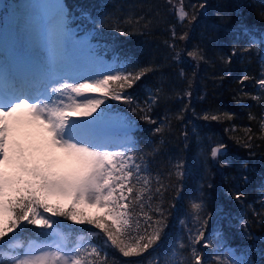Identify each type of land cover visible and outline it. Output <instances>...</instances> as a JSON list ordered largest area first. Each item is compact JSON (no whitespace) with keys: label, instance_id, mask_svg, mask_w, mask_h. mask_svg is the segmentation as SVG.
<instances>
[{"label":"snow or ice","instance_id":"6c2138e0","mask_svg":"<svg viewBox=\"0 0 264 264\" xmlns=\"http://www.w3.org/2000/svg\"><path fill=\"white\" fill-rule=\"evenodd\" d=\"M167 2L180 24L187 26L197 20L195 10L191 13L185 10L184 0L175 4L172 0ZM206 6L203 2L199 4L200 9ZM190 7L195 9L196 6ZM81 14L93 24L97 22L86 11ZM260 16L264 18V10ZM67 18L63 8L58 18H53L55 27L48 36L53 52L62 45L67 54L70 38L75 36L68 29ZM98 22L104 23L103 20ZM238 31L248 38L244 51L258 49L262 68L258 77L245 74L239 78V83L246 87L245 82L251 80L264 93V31L257 32L246 24L239 25ZM172 37L174 41H186L189 33L179 34L173 27ZM94 38L88 37L81 42L82 50L88 55L93 54L91 40ZM170 47L175 51L177 45L173 43ZM235 54L233 48L232 55ZM187 56L196 61L205 59L199 46L188 51ZM175 58H180L179 52ZM226 62H231V56ZM39 70L42 73L39 77L30 72L17 76L0 61V264H110L107 252L95 244L85 245L82 238L81 242L71 245L65 243L67 237L60 231L61 220L54 218L94 226L106 238L105 245L115 248L123 257H143L152 250L148 264H253L246 258V252L237 256L226 242V230L231 228L234 219L229 204L235 201L242 205L247 200L243 186L250 182L252 166L248 162H239L237 183L232 184L223 206L215 204L210 212L203 193L190 201L188 215L191 220L181 221L187 238L177 245L184 252H178L177 248L169 250L165 246L170 211L159 206L154 210L158 216L144 211L146 201L155 194L162 197L161 189L167 191L168 188L159 181V187H152V181L143 175L144 158L133 150L134 144L127 150H113L109 143L107 117L101 105L109 97L131 104L133 97L127 90L153 71L152 66H140L134 56L120 54L115 68L95 77L82 78L84 82L47 79L43 74L52 71L49 62L42 61ZM184 75L181 70L180 76ZM9 80L14 84L4 86ZM160 91L151 97L152 104L160 99ZM240 91L249 95L243 87ZM184 95L190 98L192 93L188 91ZM251 98L264 103L261 96ZM141 111L145 112L143 119L155 123L146 109ZM181 111H187V106ZM222 117L232 119L229 113L212 111H205L200 119L219 121ZM249 118L255 119L251 114ZM260 127L264 132V120ZM131 131L129 124L125 129L129 137ZM156 131L161 129L158 127ZM246 132L250 133L251 129ZM251 139L249 136L248 140ZM128 143L132 144L131 139ZM251 146L244 143V147ZM209 151L219 169L236 167L227 159V145L218 143ZM174 176L176 182L170 185L172 199L182 207L186 194L183 160L174 165ZM207 187L212 188V184ZM261 189L264 194V183ZM170 208H178V204L171 203ZM261 208L264 209V200H261ZM89 209H96V212L92 214ZM141 215L147 227L142 228ZM214 215L219 227L210 239L209 222ZM253 215L255 222L264 225V210L253 209ZM28 225L42 230L41 239L25 245L20 242V236ZM240 228L244 239L264 241V237H256L249 231L248 223H241ZM205 249L216 251L206 253Z\"/></svg>","mask_w":264,"mask_h":264},{"label":"trees","instance_id":"16d2710c","mask_svg":"<svg viewBox=\"0 0 264 264\" xmlns=\"http://www.w3.org/2000/svg\"><path fill=\"white\" fill-rule=\"evenodd\" d=\"M11 1L18 0H0L3 26L8 14L5 8ZM60 2L68 14V29L82 36L95 37L91 43L99 47L100 53L113 59H119L120 54H130L140 66L153 68L134 88L127 90V94L133 97L131 104L109 97L104 106L114 113L125 115L134 124L131 145L134 144L133 150L144 158L143 175L152 181L153 188L159 187V184L168 188L167 191L161 189L162 197L155 194L144 204V211L148 215L158 216L154 211L157 206L170 211L166 248H177L179 241L186 240L187 231L181 221L191 220L188 215L190 201L203 193L210 212L215 204L223 206L232 184L237 183L239 162L246 161L252 166L250 182L243 186L248 196L242 205L235 201L229 204L234 219L231 228L226 230V242L237 256L246 252V258L251 259L253 264H264V241L244 239L240 228L241 223L246 222L254 236L264 237V225L255 222L253 215V209L264 210L261 208V200H264L261 189L264 183V132L260 127L261 120H264V103L251 98L261 96L264 99V93L251 80L245 82L246 87L239 83L242 75L259 76L261 60L258 49L253 48L251 52L243 50L247 47L248 38L238 31L241 24L257 32L264 31V18L260 16L264 10V0H184L185 10L190 13L195 10L197 15V20L187 26L177 21L167 0ZM172 2L175 4L178 0ZM202 2L207 6L200 9ZM190 6L196 7L193 9ZM82 11L89 13L97 22L93 24L86 19ZM100 20L104 23H99ZM173 27L179 34L187 31L189 39L174 41ZM173 43L177 45L175 51L170 47ZM197 46L203 50L205 59L202 61L187 56V52ZM233 48L236 49L235 55H232ZM176 52L180 53L179 59L175 58ZM229 56L230 63L226 62ZM181 70L184 77L180 76ZM242 87L249 95L245 96L240 91ZM158 90H162L160 99L152 104L151 97ZM188 91L192 93L190 98L184 95ZM186 106L187 111L182 112ZM141 109H146L147 115L155 123L143 119L145 112ZM205 111L229 113L232 119L222 117L219 121H204L200 116ZM250 114L255 119H250ZM181 115L182 118H178ZM158 127L160 132L156 131ZM249 128L250 133L246 132ZM249 136L251 140H248ZM245 142L250 143L251 148L244 147ZM218 143L227 145V159L236 165L235 168L217 167L209 150ZM180 160H183L186 170L183 181L186 194L182 207H179L178 201H173L170 187L176 182L174 165ZM208 184H212V188H208ZM171 203H177L178 208H170ZM54 219H60V226L73 235L83 232L89 243L107 252L110 264L137 261L148 264L152 259L149 254L152 250L143 257H123L118 250L105 245L106 238L94 226L73 224L63 218ZM140 220L142 228L147 227L143 215ZM218 227L214 215L209 222L210 239L214 238ZM41 231L36 226L28 225L20 236V242L25 244L31 237H41ZM177 251L184 252L179 248ZM203 251L214 254L216 250Z\"/></svg>","mask_w":264,"mask_h":264},{"label":"rangeland","instance_id":"374dc122","mask_svg":"<svg viewBox=\"0 0 264 264\" xmlns=\"http://www.w3.org/2000/svg\"><path fill=\"white\" fill-rule=\"evenodd\" d=\"M52 3L54 5H56L57 7L59 6L58 7L59 9L61 8L58 0H18V2L11 1L9 3V5H7V8H5L7 10V13H8L6 18H8L7 19L8 21L10 20L11 25L8 24L9 27L8 26L5 27V28H8V30H5V29L2 30L3 25H2V22L0 19V38H1L0 43H2V41L4 40L3 37H6V38L8 37V39H11L13 43H16L17 42L16 39H17L19 34L17 33V29L14 26L19 25V24L20 25L21 24L26 25V26H22L23 31H27L29 29L28 27H30V26L35 27V29L37 28L36 34H38V35H36V37L41 36L42 32L45 31V29H44L45 26L43 27L44 22H45V17L42 14L39 16H34L32 13L34 10H36L35 7H37L38 11L41 12L44 8H46L47 6H50ZM16 5L18 6V8L15 7ZM32 5H34V6H32ZM0 14H1V11H0ZM39 19L42 21H40ZM36 22H37V24H36ZM40 22H41V24H40ZM35 25H37V26H35ZM45 28L47 29L48 27H45ZM37 32H39V33H37ZM49 32H51V31H49ZM70 33H74V32L71 31ZM33 35H34V33H33ZM86 38H87L86 36L83 37V36L75 35L73 38H70L71 42L69 45L71 46V48H75V50H82L81 42L83 40H85ZM40 46H41V44H40ZM91 46H92V53L93 54L88 55L85 53L84 55H82L80 57V58L84 59L82 64H79V66L74 67V66H72V62H73L72 59L71 60L69 59L68 61H65V64L62 65L61 68L54 69V70L52 69V71L50 72L49 75L46 76V78L47 79L66 78L70 81L71 80H80L81 82H84L82 78L95 77L100 72L110 71L111 69L116 67V65L118 63V59L112 60V58H108L109 60H107V57H105V54H102L99 52V47H97V45L96 46L91 45ZM48 49L50 51V54L47 55L46 59L42 60L44 62H49L51 64H54L55 61L61 60L60 56L62 57L65 54L62 45L58 49L59 51L57 50L58 53L56 51L55 53L51 54L52 50L50 49L49 46H48ZM69 52H70V50L68 49L67 55L69 54ZM38 54H40V53L38 52ZM55 57H56V59H55ZM66 68H70V70H67V72H66L65 71ZM55 70H57V71H55ZM93 95H99V94H93ZM78 99H82V98L78 97ZM106 103L107 102L105 101V104ZM105 104L101 105V109L105 110V114L107 117V124L108 123H110V124L116 123L117 124V122H120V123H122V122L128 123L129 122L131 124V122L129 121V119L126 118L125 115H123L119 112H117V114L111 112L110 109H107V107L104 106ZM97 111L99 113L100 110L98 109ZM94 115H96V114L94 113ZM131 126L133 127L132 124H131ZM129 139H131V135L129 137L128 133H124L120 137L118 135L115 137L113 135H109V137H108L109 143L111 142L110 144L113 146V150H117V149L127 150L128 148H131L132 145L130 143H128ZM88 211L90 213L94 214L96 212V209H89ZM60 231L63 232L64 235L67 237V240L65 241V243H68L69 245L76 243V242H81V238H82V242L85 245L89 244V241L83 232H79V234L73 235L71 233V231L66 232L61 227H60ZM40 239H41V237H37V236L31 237L29 240H27V242H25V245H27V243H29V242L38 241Z\"/></svg>","mask_w":264,"mask_h":264},{"label":"bare ground","instance_id":"6f19581e","mask_svg":"<svg viewBox=\"0 0 264 264\" xmlns=\"http://www.w3.org/2000/svg\"><path fill=\"white\" fill-rule=\"evenodd\" d=\"M38 16V15H37ZM30 17V16H29ZM31 19V18H30ZM40 20V19H39ZM33 21V20H32ZM42 21V20H40ZM37 24V22H36ZM41 24V22H40ZM22 26H26V25H19V26H16V29H17V33L19 34L16 41V43H14V46H18L21 45V49L25 52V53H28L30 52L31 50H33V47H35V49L40 53V56H39V60H43V59H46L47 55L50 54V51L48 49V46H49V43H48V36H49V31H51V29H53L54 27L51 26V29H50V26H47V30H46V33L43 31L42 32V35L39 36V37H36V29L35 27H28L29 29L27 31H23L22 30ZM37 26V25H35ZM46 27V26H45ZM44 27V29H45ZM40 28V27H39ZM40 30V29H39ZM42 30V29H41ZM41 32V31H40ZM34 33V35H33ZM39 33V32H37ZM11 35V34H10ZM5 41L6 37H3ZM1 39V38H0ZM27 39V44L24 42L25 40ZM6 43L8 44V42L6 41ZM41 44V46H40ZM13 46V47H14ZM16 46L14 47V50L13 48L11 49H6L8 52H10V55L11 56H15V54L18 53V50L16 49ZM44 47V48H43ZM63 47V46H62ZM59 51V50H58ZM57 51V53H58ZM61 52V51H60ZM97 52V51H96ZM55 52H51V54H53ZM73 53V52H72ZM82 53V50H79V51H76L73 55V59H74V63L72 64V66H76L78 64H82V62L84 61V59H81L80 58V55ZM95 53V52H94ZM3 54V52H2ZM60 54V53H59ZM69 55V54H68ZM67 54H64V56H60V59L61 60H58V61H55L54 64H52V69H59L62 67V65L65 64V61H68L69 60V56ZM58 57V56H57ZM56 59V57H55ZM54 60V59H53ZM0 61H2V58L0 57ZM3 62V61H2ZM70 62V61H69ZM6 66L7 69L9 70H12L13 69V63H9V62H3ZM38 61L36 60L35 63H34V66H33V69L34 71H37V65H38ZM67 63V62H66ZM106 63V62H105ZM33 65V64H32ZM14 71V70H13ZM94 74V73H93ZM40 75H37L36 77H39ZM111 143V142H110Z\"/></svg>","mask_w":264,"mask_h":264}]
</instances>
